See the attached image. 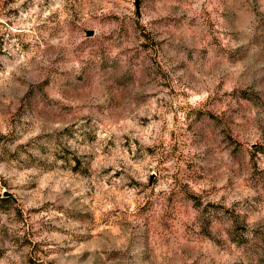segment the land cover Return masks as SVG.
<instances>
[{
  "label": "rangeland",
  "instance_id": "obj_1",
  "mask_svg": "<svg viewBox=\"0 0 264 264\" xmlns=\"http://www.w3.org/2000/svg\"><path fill=\"white\" fill-rule=\"evenodd\" d=\"M0 264H264V0H0Z\"/></svg>",
  "mask_w": 264,
  "mask_h": 264
},
{
  "label": "trees",
  "instance_id": "obj_2",
  "mask_svg": "<svg viewBox=\"0 0 264 264\" xmlns=\"http://www.w3.org/2000/svg\"><path fill=\"white\" fill-rule=\"evenodd\" d=\"M2 199H4V200H10L9 196L3 197Z\"/></svg>",
  "mask_w": 264,
  "mask_h": 264
},
{
  "label": "water",
  "instance_id": "obj_3",
  "mask_svg": "<svg viewBox=\"0 0 264 264\" xmlns=\"http://www.w3.org/2000/svg\"><path fill=\"white\" fill-rule=\"evenodd\" d=\"M136 2L138 3V0H136Z\"/></svg>",
  "mask_w": 264,
  "mask_h": 264
}]
</instances>
